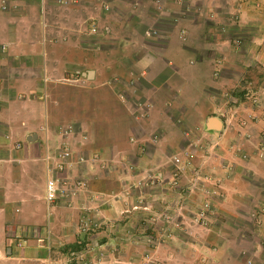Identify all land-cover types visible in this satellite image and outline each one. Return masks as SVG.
<instances>
[{
    "label": "crops",
    "instance_id": "1",
    "mask_svg": "<svg viewBox=\"0 0 264 264\" xmlns=\"http://www.w3.org/2000/svg\"><path fill=\"white\" fill-rule=\"evenodd\" d=\"M77 1L62 0L57 4L55 0H0V58L7 61L6 68L0 66V264L5 261L16 264L15 261L5 260L16 257L12 254L18 249L15 236L26 239L25 245L28 247L22 250L21 255L25 264H35L34 261L38 264L39 260L45 259L46 247H55L59 253L57 248L65 250L64 245L73 246L76 233L74 222L81 209L78 208V203L81 201L84 204L89 193L85 187L80 188V196H71L70 206L69 199H62L64 203L59 199L57 201H61L60 203L56 201V204L47 207L44 199L47 172H52L60 160L65 162L69 173L85 162L90 169L89 159L96 163L102 160L100 150L104 148L94 132L103 116L99 111L89 114L86 106L89 99L84 88L79 89L83 90L81 96H65L58 92L63 88L72 91L73 88L68 87L69 85L83 87L85 78L97 80L99 77V70L95 68L92 69V77L86 75L91 70L87 69L80 71L78 79L70 78L72 74L69 71L75 68L74 61L81 63V60L74 57L85 51H82L83 46L80 47L73 34L76 27L74 23L88 20L91 16L96 17L99 23L100 15L96 14L105 13L100 8L102 3L95 10V16L89 13L84 17L82 14L80 21L77 10L74 11V8L77 9L75 6L78 5L82 13L89 12L92 8L90 3L100 0H88L87 3L85 0L81 3ZM103 2H108L116 9L120 3V8L128 13V18L131 16L129 8H123L125 0ZM155 2L157 1L143 0L145 12L138 10L132 16L135 17L134 21L130 17L135 29L133 32H124L127 34L123 35L127 39L135 36L147 40L144 58L135 67L138 69L137 77L132 78L135 96L131 102H135V111L144 109L149 101L153 105L149 109L148 120L153 122L156 119L154 117H157L158 120H154L155 123L152 124L162 127L164 134L166 125L158 124L160 121H165L171 130H178V124L168 114L174 110L190 125L189 129H194L193 132L204 126L202 130L214 137L218 134L208 126L207 121L212 116L207 115L206 108L210 104L208 111H212V104L232 101L233 105H229L228 110L236 112H229L232 115H228L225 121L230 124L226 123L220 138L225 139V144L227 139L237 140L231 142L232 146L238 145L237 149L249 153L245 162L239 160L237 163L245 171L252 170L253 177L257 176L258 182L248 181L252 179V173L248 170L237 179L234 186L231 185L229 192L230 189L234 194L243 192L248 198L251 196L247 192L255 193L258 197L264 196V185H261L262 179L264 180V157H260L255 151L259 142L264 141V93H256L254 86L251 87L264 83V0L180 1L175 5L188 2L189 9L185 11H191L193 19L188 15L190 12L180 15L181 17L178 15L177 21L173 23L174 30L166 29L161 35L158 50L150 47L148 40L153 37L146 36V29L154 23L162 26L167 24L171 20L170 11L174 13L177 6L170 5V0H160L163 8L155 13L152 11ZM136 4L135 8L141 6L139 0ZM58 5L70 9L65 17L60 16L63 12L60 13ZM235 10L238 13L234 16ZM151 13L154 15L152 20L148 18ZM232 17L236 19L229 21ZM50 18L53 19L51 24ZM224 20L231 24L225 26L227 32H221L218 28ZM69 23L71 27L68 26ZM70 28L72 32L69 31ZM173 34L181 39L179 56H174L176 63L164 54ZM236 38H239L238 44ZM172 77L177 80L171 79ZM253 77L257 82L250 84ZM63 78L66 82H62ZM119 85L121 88V84ZM162 93L165 94L160 98ZM254 93L261 94L258 106L252 104L253 96L257 97ZM141 96L147 100H141ZM200 102L206 106L197 107ZM62 103L80 104L78 112L74 113L73 107L68 105L56 107ZM90 126L94 127L93 131ZM64 150L69 153L62 159L60 153ZM39 182L41 195L35 196V183ZM9 222L16 223L8 227L13 231L12 239L5 234ZM38 230L42 237L49 231L48 241L36 242L32 239L33 232ZM256 262L264 264V255L260 260H253L254 264Z\"/></svg>",
    "mask_w": 264,
    "mask_h": 264
},
{
    "label": "rangeland",
    "instance_id": "2",
    "mask_svg": "<svg viewBox=\"0 0 264 264\" xmlns=\"http://www.w3.org/2000/svg\"><path fill=\"white\" fill-rule=\"evenodd\" d=\"M60 1L62 0H55L57 4ZM125 1L122 3L125 6L123 8H129L133 21L135 17L132 16L138 10L145 12L143 0H139L141 6L136 8L138 0ZM156 1L152 10L155 13L163 8L160 0ZM180 1L183 0H170L169 3L175 5ZM99 4L103 5L100 8L105 12L96 14L100 15V24L92 16L81 21L82 14L84 17L89 13L95 16ZM187 5L188 2L175 5L177 8H174V13L172 10L169 13L171 20L164 26L154 23L146 29V36L153 37L148 40L152 49L158 50L164 30H174L173 23L177 21L178 15L190 12L188 15L193 19V13L185 11L189 9ZM90 6L92 8L89 12L84 13L78 5L75 6L77 9L74 8L80 15L81 22L78 20L77 24L74 23L76 27L73 34L80 47L83 46L81 50L85 51L74 57L81 60V63L74 61L75 68L69 72L72 74L71 79H78L81 70L97 68L99 77L97 80L85 78L83 87L69 85L74 91L63 88L58 92L65 96H81L85 90L89 99V103L85 104L89 114L99 111L103 116L94 132L97 139L102 141V160L96 163L89 159L90 169L85 162L77 165L73 174V170L71 173L67 170L66 175L72 181V188L65 189L58 198L62 202L69 199L70 206L71 196H80V188L84 187L89 198L84 204L81 201L78 203V208L81 209L74 222L76 233L73 246L69 243L71 246L64 245L65 250L57 248L59 253L55 247H46L45 259L39 260L38 264H48L47 259L51 264H254L253 260H260L264 255V196L258 197L255 193L247 192L251 196L248 198L243 192L234 194L231 189L229 192L231 185L234 186L237 179L249 170L245 171L237 163L239 160L245 162L249 153L237 149L238 145L232 146L231 142L237 140L227 139L225 144V139L220 138L226 123L230 124L225 121L226 117L236 112L228 110L233 102L219 101L212 104V111H208L210 104L206 108L207 115L218 117L222 122L218 136L205 133L202 130L204 126L193 132L194 129H189L190 125L174 110L168 114L178 124V130H171L165 121H160L158 124L166 125L164 134L162 127L152 124L158 120L157 117H154L156 119L153 122L148 120L152 102L148 101L140 111H135V102H131L135 96L132 78L137 77L138 69L135 67L144 58L147 40L135 36L130 37L133 39L124 38L123 35L127 34L124 32H133L135 27L130 17L128 18V13L120 8V3L118 9L103 0L91 2ZM60 8L62 17L70 11ZM235 13L238 11H233L234 16ZM153 16L152 13L148 14L150 20ZM234 19L236 18L232 17L229 21ZM49 22L51 24L53 19L50 18ZM68 26L71 27V23ZM225 26L231 24L224 20L218 28L225 32ZM69 31L72 32L71 28ZM236 40L238 44L239 38ZM179 46L181 39L173 34L164 54L174 63L177 62L174 56H179ZM2 60L0 58V66L6 68L7 61ZM187 61H190L189 58ZM161 77L162 74L159 78ZM1 78L0 73V82ZM171 79L177 80L176 77ZM254 81L257 82L255 77L250 84H254ZM62 82H66L64 78ZM114 85L117 87H113ZM255 85H251L256 89L254 92L264 93V83ZM256 93L254 94L261 95ZM140 99L147 100L144 97ZM100 103L102 104L99 105ZM259 103L252 102L255 106ZM66 105L72 106L75 113L80 104L62 103L56 107ZM196 106L200 108L206 104L200 102ZM90 130L93 131L94 127L90 126ZM255 151L260 157H264L262 141ZM250 172L252 179L248 181L257 183V176L253 177L252 170ZM261 185H264L263 179ZM35 190L39 192L35 196H40V182L35 183ZM10 225L14 226L16 223L9 222L5 231L6 236L12 239L13 231L8 229ZM32 239L37 242L35 234ZM26 247L28 246H17V252L12 253L16 257L5 254L10 257L5 260L25 264L21 255ZM18 252L20 254L17 255ZM4 264L8 263L5 261Z\"/></svg>",
    "mask_w": 264,
    "mask_h": 264
},
{
    "label": "built area",
    "instance_id": "3",
    "mask_svg": "<svg viewBox=\"0 0 264 264\" xmlns=\"http://www.w3.org/2000/svg\"><path fill=\"white\" fill-rule=\"evenodd\" d=\"M257 97L252 98V102L258 103L260 101L259 95H256ZM68 151L64 150L63 152L60 153L61 156H63L62 159H64L66 156H68ZM68 168L67 165L63 160H60L57 164L56 167L53 168V171L48 173L46 176V181H45V203L47 207L52 206L54 202H56L59 198V195L62 194L65 189L72 188V182L68 180V177L66 175ZM80 183V182H79ZM77 184V183H76ZM33 232V231H32ZM36 235L37 241H48L49 239V231L47 230L43 237L40 234V230L34 231L33 232ZM16 245L18 247H21L22 245H25V240L23 237L16 236ZM48 264H51V261L49 259ZM76 264H79L77 262Z\"/></svg>",
    "mask_w": 264,
    "mask_h": 264
},
{
    "label": "water",
    "instance_id": "4",
    "mask_svg": "<svg viewBox=\"0 0 264 264\" xmlns=\"http://www.w3.org/2000/svg\"><path fill=\"white\" fill-rule=\"evenodd\" d=\"M93 73H94V71L91 69V70H88V71L86 72V75H87L88 77H92V76H93ZM207 123H208L209 128H212V129H213L214 131H216V132H218V130H219V129L221 128V126H222V122H221V120H220L219 118H217V117H214V116L210 117V118L208 119Z\"/></svg>",
    "mask_w": 264,
    "mask_h": 264
},
{
    "label": "clouds",
    "instance_id": "5",
    "mask_svg": "<svg viewBox=\"0 0 264 264\" xmlns=\"http://www.w3.org/2000/svg\"><path fill=\"white\" fill-rule=\"evenodd\" d=\"M260 96V95H259ZM263 139H264V135H263ZM263 143H264V141H263Z\"/></svg>",
    "mask_w": 264,
    "mask_h": 264
}]
</instances>
